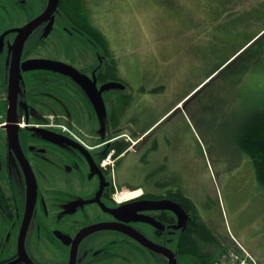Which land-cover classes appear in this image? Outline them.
<instances>
[{
	"label": "flooded vegetation",
	"instance_id": "1",
	"mask_svg": "<svg viewBox=\"0 0 264 264\" xmlns=\"http://www.w3.org/2000/svg\"><path fill=\"white\" fill-rule=\"evenodd\" d=\"M53 1L0 0V102L5 110L0 114V264L211 262L217 243L208 236L210 243L201 247L199 205L181 181L164 176L155 181L147 168L139 182H129L133 171L123 176L130 184L120 190V178L108 173L120 162L113 146L128 143L113 138L118 129L112 123L118 124L112 104L109 124L100 135H90L91 143L69 126L73 112L67 102L53 99L59 112L44 100L58 88H77L73 79H83L87 89H99L98 98L109 84L111 91L102 95L111 96L114 105L129 82L127 69L108 54L111 47L87 0H59L55 9ZM57 14L64 22V39L58 40L70 47L60 57L52 49ZM74 35L80 44L107 46V51L102 47L107 56L76 52L81 66L74 69ZM158 131L137 143L145 148L148 164L150 155L162 150ZM106 158L117 163L106 166ZM224 251L229 253L227 247Z\"/></svg>",
	"mask_w": 264,
	"mask_h": 264
},
{
	"label": "rangeland",
	"instance_id": "2",
	"mask_svg": "<svg viewBox=\"0 0 264 264\" xmlns=\"http://www.w3.org/2000/svg\"><path fill=\"white\" fill-rule=\"evenodd\" d=\"M141 3L143 5L129 3V0H87V4L96 10L95 16L107 35L104 38L105 44L108 46L112 43L110 46L111 55L117 58L119 65H125L129 60H137L150 76L155 75L154 79L158 81L156 86H166L168 93L177 91L182 82L193 83L198 81L199 77H204L209 70L205 72L199 70L201 68L199 65L204 64V61L190 54L191 41L174 44V40L195 35L198 38L204 34L207 28L213 26L216 28L217 25L208 23L210 20H204L199 22L202 25L206 23L207 28L193 29L191 22L186 21L184 24L179 19L173 5L161 9V12L160 0H142ZM181 3L191 6L187 0H183ZM202 4L204 9L197 10L198 19L207 17V12L205 13L204 10H210L206 7L204 0H202ZM211 6L213 8L214 5L211 4ZM60 15H56V24L51 28L53 30L52 49L59 57L66 52L65 50L70 53V47L58 40L64 39L60 30L64 22ZM140 23L143 25H139ZM238 24V21H234L229 25L230 36L235 35ZM216 31L220 33L219 29ZM250 36L249 34L238 35L229 48L240 45ZM223 37L220 36L216 39L220 40ZM256 39L250 43L254 42L252 50H256L262 41L260 39L256 42ZM78 41H80V37L74 35L72 41V46L76 43L74 54L73 49L71 52L74 69L81 66L79 58H74L76 52L83 53L88 58L92 55L94 58L96 55L107 56L103 50L104 48L107 51V46L102 43L101 47H95L89 43L80 44ZM222 50L224 51L222 54L226 53L224 48ZM66 56L67 54L64 55V58ZM187 57L191 58L184 61L183 59ZM164 61L168 62V65ZM154 72L156 73L154 74ZM159 74L167 76L165 84L162 83ZM256 76L261 81L259 91L254 89L253 80L256 79ZM82 80L75 81L73 79V84L77 88L67 92L58 88L54 92V96L44 100H48L49 104L57 108L59 112L61 111L58 104L54 103L53 99L60 98L67 102L73 112V119L68 122L69 126L77 135L92 143L90 135H100L105 126L109 124V107L111 109L109 104H112L113 108V103L111 96L105 97L107 101H105L104 95L98 98L99 89H87L85 81ZM263 81L264 61H261L249 71V99L231 111L220 109L208 118L200 113V120L195 119L196 123L189 120L188 124H181L180 131L183 138L180 139L178 147L176 146L177 148L172 152V147L176 143H166L171 154L170 157L165 158V147H163L162 150H157L150 155L149 165L145 148L140 147L139 151H131L118 162L113 171H108V173L116 174V179L120 178V181L118 180L120 190L127 189L129 182H139L141 179L139 173L144 174L142 176L144 180L147 168L149 171H153L155 181L158 178L163 179L162 176L167 180L181 181L186 194L199 205L201 222L207 223L219 242L216 247L214 246L211 262L207 259L203 263L202 259L199 264H238V262L241 264H264V187L256 178L250 157L242 151H238L240 149L238 132L242 131L243 123L246 122L245 117L251 118L256 114L258 108L264 109ZM228 86L233 87L230 82ZM154 87H151L148 92H159V90H154ZM204 87L202 85L200 89ZM110 89L111 86L107 84L106 91L109 92ZM179 96L177 93L174 98H179ZM199 97H202V94ZM201 105L206 108L205 103L202 102ZM49 107V105L46 106L47 109ZM178 107L176 105L169 114ZM41 109L44 108L40 107ZM40 110L37 109L38 112ZM0 114H5L2 102H0ZM100 114H104V117L100 118ZM190 114H193L192 111ZM167 116L163 119H166ZM255 118L254 116L253 119ZM112 125L113 128H117L113 123ZM206 127H208V131L205 130ZM42 129L61 131L59 128ZM159 129L160 127H158ZM124 132L132 136V133L128 131L124 130ZM118 133L116 132L115 135ZM66 134L75 138L69 133ZM108 137H101L100 140ZM135 148L138 149L137 146ZM92 153L94 154V151ZM127 159L130 160L127 170L131 173L133 171L134 176L125 183L122 170L125 168L124 162ZM232 240L241 243L249 254ZM226 247L230 252L221 254V249ZM221 259L222 262H220Z\"/></svg>",
	"mask_w": 264,
	"mask_h": 264
},
{
	"label": "crops",
	"instance_id": "3",
	"mask_svg": "<svg viewBox=\"0 0 264 264\" xmlns=\"http://www.w3.org/2000/svg\"><path fill=\"white\" fill-rule=\"evenodd\" d=\"M141 1L129 0V3L143 5ZM182 1L160 0V11L162 12L161 9L173 5L177 10L176 15L179 16V19L184 24L186 21L191 22L193 29L207 28L206 23L202 25L199 22L204 20H210L208 23L217 25L216 28L214 26L207 28L204 34L198 38L195 35L174 40V44L191 41L190 54L204 61V64L199 65L201 67L199 70L201 72L209 71L206 72L204 77H199L198 81L188 84L182 82V85H179L181 87L177 91L168 93L166 86H156L158 81L154 79L155 75L150 76L137 60H129L127 64L122 65L128 72V85L125 90L119 93L113 105L117 123L130 133L145 135L150 127L160 126L158 140L162 143V148L165 147V158L171 156L166 143H176L172 147L173 152L178 147L180 139L183 138L180 131L181 124H188L189 120L196 123L195 119L200 120L201 114L208 118L215 111L220 110V107L231 111L249 99V84L244 86V81L249 77V70L240 71L237 76L224 77L222 68L226 61L233 59L239 51L250 45L254 39L257 38L256 42L262 39L260 43L264 45V0H257L256 2L254 0H204L206 7L210 8V12L204 10L205 13L207 12V17H201L200 19L196 15L198 9H204L202 0H187L191 3V6L181 3ZM211 4L214 5L213 8ZM234 21H238L239 24L235 35L230 36L229 25ZM139 25L142 26L143 23ZM216 29H219L220 33ZM242 34L251 36L240 45L229 48L236 37ZM220 36L224 37L220 40L216 39ZM223 48L226 52L224 54H222L224 52ZM261 55H264V51L252 54L249 58H256V61L259 62L261 60L264 61V57L261 59ZM189 58L191 57L183 60L185 61ZM164 62L168 65V62ZM158 76L163 81L162 83L168 79L167 76L162 74ZM239 78L242 79L235 86V81L237 82ZM221 81L222 83H220ZM229 82L230 84L232 83L233 87L228 86ZM202 85L205 87L200 89ZM151 87H154V90H159V92L149 93L148 91ZM177 93L180 96L175 99L174 97ZM201 94L202 97H199ZM202 102L205 103L206 108L201 105ZM176 105L179 107L169 114ZM190 111L193 114H190ZM166 116L167 118L163 119ZM205 130L208 131V127ZM130 152L122 155L119 161ZM129 161L127 159L124 162L125 168L122 170L125 178H128L127 175L131 174L127 170Z\"/></svg>",
	"mask_w": 264,
	"mask_h": 264
},
{
	"label": "trees",
	"instance_id": "4",
	"mask_svg": "<svg viewBox=\"0 0 264 264\" xmlns=\"http://www.w3.org/2000/svg\"><path fill=\"white\" fill-rule=\"evenodd\" d=\"M253 45V44H251ZM250 47V46H249ZM264 51V45L260 43V46L256 48V50H252V46L248 50H243L239 55L235 56L230 62L222 69V74L224 77L226 76H237L238 72L240 71H251L252 67L255 66V64H258L259 61H256L255 59L249 58L252 54H258L260 52ZM264 57V55H261V59ZM262 61V60H261ZM260 61V62H261ZM227 62V61H226ZM221 72V71H220ZM242 78H239L237 82L235 81V86H237V83L241 81ZM254 83V89L260 90L261 88V81L259 80V77L256 76V79L253 80ZM249 84V77L246 81H244V86H247ZM257 85V87H256ZM264 85V81H263ZM255 90V91H256ZM234 96V93H233ZM222 111H224V108L220 107ZM258 108V111L254 116L245 117L246 122L243 123L242 131L238 132L239 140V152L242 151L246 155H248L251 159V162L255 169V175L259 183L264 187V109ZM244 119V118H243ZM242 119V120H243ZM241 122V121H240ZM239 122V123H240ZM129 143H122L119 146H113L116 149V155L121 154L126 148H128ZM105 156V155H104ZM103 156V157H104ZM201 229L197 231L198 237L201 239V247L204 248V246L208 245L210 243L209 237L211 236V239L215 242L217 241V237L215 236L212 229H210L206 223L201 222ZM187 240L188 237H187ZM192 247L195 246L196 241H193ZM223 252V250L221 251Z\"/></svg>",
	"mask_w": 264,
	"mask_h": 264
},
{
	"label": "water",
	"instance_id": "5",
	"mask_svg": "<svg viewBox=\"0 0 264 264\" xmlns=\"http://www.w3.org/2000/svg\"><path fill=\"white\" fill-rule=\"evenodd\" d=\"M58 1L59 0H54L53 1V9H55L56 7H57V5H58ZM103 118V117H102Z\"/></svg>",
	"mask_w": 264,
	"mask_h": 264
}]
</instances>
